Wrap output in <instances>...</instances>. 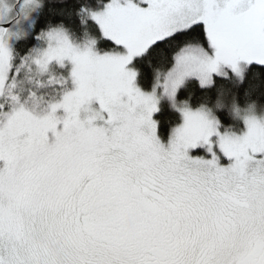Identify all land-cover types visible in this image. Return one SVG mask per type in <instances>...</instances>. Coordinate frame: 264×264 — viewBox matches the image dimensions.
<instances>
[{"label": "snow or ice", "instance_id": "snow-or-ice-1", "mask_svg": "<svg viewBox=\"0 0 264 264\" xmlns=\"http://www.w3.org/2000/svg\"><path fill=\"white\" fill-rule=\"evenodd\" d=\"M0 264H264V0H0Z\"/></svg>", "mask_w": 264, "mask_h": 264}]
</instances>
